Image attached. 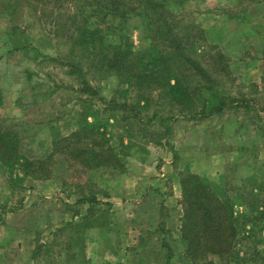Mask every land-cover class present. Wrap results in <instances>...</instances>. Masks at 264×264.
Instances as JSON below:
<instances>
[{
  "label": "rangeland",
  "instance_id": "obj_1",
  "mask_svg": "<svg viewBox=\"0 0 264 264\" xmlns=\"http://www.w3.org/2000/svg\"><path fill=\"white\" fill-rule=\"evenodd\" d=\"M163 1L171 12L167 21L138 10L122 22L105 20L94 0H0V81L11 97L20 91L14 110L2 117L30 159H47L54 139L78 128L89 113L108 117L101 97L140 102L144 114L172 111L157 88L142 95L100 61L117 43L136 56L153 48L170 56L163 23L174 25L181 46L212 73L227 101L240 99L208 117L178 115L142 133L136 128L123 170H87L56 154L49 175L37 178L31 170L22 178V168L13 172L0 162V264H191L181 239L182 173L227 187L247 185L254 173L264 177V0ZM79 36L85 39L80 66L96 95L82 91V80L63 61ZM126 123L108 128L115 139L128 137ZM169 126L173 131L162 143L149 141ZM235 210L252 216L244 205ZM241 237L239 255L229 264H264V222L246 223Z\"/></svg>",
  "mask_w": 264,
  "mask_h": 264
},
{
  "label": "trees",
  "instance_id": "obj_2",
  "mask_svg": "<svg viewBox=\"0 0 264 264\" xmlns=\"http://www.w3.org/2000/svg\"><path fill=\"white\" fill-rule=\"evenodd\" d=\"M94 1L98 2L105 20L110 17L124 22L130 14L138 10L139 12L143 10L146 14L156 12L163 16L164 21H167L171 14L166 9L167 2L163 0ZM163 25V34L166 35L169 47L173 49L170 56L155 48L136 56L128 44L117 43L108 45L111 50H108L109 52L100 58V61H106V68L116 70L114 74L122 76L124 83L132 84L142 95L146 94L144 93L146 90L157 88L158 95L168 98L171 102L173 109L168 115L157 111L144 114L142 109L144 105L140 102L128 104L127 100L119 101L114 97L107 100L101 97L100 99L107 105L103 111L109 112L108 117L97 118L99 111L89 113L78 128L59 139H54L53 151L47 159L35 160L20 152L19 134L4 123L1 113L3 93L0 89V162L13 172L17 168H22L24 170L22 178L31 175V170L37 178L49 175V161L56 154L78 163L87 170L98 168L123 170L124 158L130 155L128 150L133 143L132 131L136 128L142 133L146 131L145 127L152 125L154 121L163 123L166 118L176 119L178 115L208 117L223 111L233 102L240 101L237 98H230L227 101L226 97L216 89L218 82L212 73L181 46L174 25L167 23ZM107 26V28L112 27V23L109 21ZM97 31L95 28H90L88 33L93 37L96 36ZM84 33L86 36L87 30H84ZM84 43L85 39L80 36L74 40L73 44H70V49L62 53L63 61L70 66L71 72L78 74L82 80L84 84L82 91L96 95V88L85 79L80 66L83 58H80L78 53ZM216 55L223 60L222 53ZM174 61L179 62L180 67H174ZM222 71H227V64L222 67ZM186 77H191L195 82L187 83L189 81L184 80ZM199 96H202L200 99L204 102L202 107H198L195 103ZM146 99L148 102L153 100L151 97ZM174 110L177 113L173 112ZM119 111H124L123 115H117ZM90 117L92 121H89ZM119 120L127 122L125 126L129 135L128 137L117 135L115 139V134L109 132L111 129L108 128L117 125ZM172 131V126H169L168 132L161 133L162 135L157 139L151 136L149 141L160 144L162 143L160 138L168 137ZM245 181L247 185L227 187L197 173L190 171L182 173L180 184L184 215L181 239L191 264L231 263L239 255L243 226L249 223L254 227L259 222H264V177L260 178L254 173ZM237 205L248 207L252 216L239 215L235 210ZM2 209L0 207V224L4 222Z\"/></svg>",
  "mask_w": 264,
  "mask_h": 264
},
{
  "label": "crops",
  "instance_id": "obj_3",
  "mask_svg": "<svg viewBox=\"0 0 264 264\" xmlns=\"http://www.w3.org/2000/svg\"><path fill=\"white\" fill-rule=\"evenodd\" d=\"M3 81L5 82V80ZM0 89L2 90V93H3V104L1 107V113L3 114V112L6 109L8 110V108H11L12 110H14L16 106V100H18V95H20V91L15 88L16 93L14 94L13 97H11L10 89L7 87L6 83L4 85L2 81H0Z\"/></svg>",
  "mask_w": 264,
  "mask_h": 264
}]
</instances>
